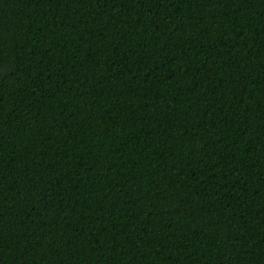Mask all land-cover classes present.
<instances>
[{
	"label": "trees",
	"instance_id": "1",
	"mask_svg": "<svg viewBox=\"0 0 264 264\" xmlns=\"http://www.w3.org/2000/svg\"><path fill=\"white\" fill-rule=\"evenodd\" d=\"M0 264H264V0H0Z\"/></svg>",
	"mask_w": 264,
	"mask_h": 264
}]
</instances>
